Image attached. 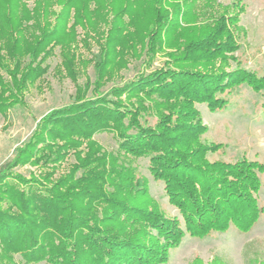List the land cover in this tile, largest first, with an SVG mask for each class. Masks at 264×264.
<instances>
[{
    "label": "trees",
    "instance_id": "obj_1",
    "mask_svg": "<svg viewBox=\"0 0 264 264\" xmlns=\"http://www.w3.org/2000/svg\"><path fill=\"white\" fill-rule=\"evenodd\" d=\"M21 1L0 0V52L4 49L13 61L9 67L0 53V70L10 76L5 83L0 75L3 117L9 108L24 105L18 96L27 81L33 83L42 74V60L37 59L48 41L58 42L70 10L74 13L69 28L88 21L91 3L102 11L110 7L124 23L107 47L113 44L121 56L137 49L150 57L167 48L171 66L114 89V99L77 98L40 119L0 172V264H17L15 254L25 264H167L170 251L185 236L201 239L231 226L250 231L263 211L256 196L264 165L244 157L210 161L208 154L222 144L201 141L207 127L195 108L204 104L212 113L222 111L229 105L226 94L245 85L259 95L264 114V76L224 68L235 60L231 54L239 47L233 30L244 9L241 0H234V14L228 15L218 12L212 0H180L173 5L172 17L163 9L171 0H149L147 14L140 17L134 16V0H35L32 11ZM58 4L62 9L57 21H64L45 32L52 7ZM19 6L23 12L17 16ZM41 22L38 36L34 33ZM131 25L141 33L136 47L121 43L132 32L127 31ZM22 56L31 61L17 76ZM122 95L125 100H120ZM149 115L156 116L150 125L145 120ZM105 131L118 139L115 153L105 152L92 139ZM71 151L74 163L68 173L52 187L47 185ZM139 157L148 158L152 179L163 183L178 216H167L149 196L146 180L136 178L132 163ZM26 164L43 168V173L25 178L11 172ZM257 258L250 261L258 264ZM212 264L230 263L216 255Z\"/></svg>",
    "mask_w": 264,
    "mask_h": 264
},
{
    "label": "rangeland",
    "instance_id": "obj_2",
    "mask_svg": "<svg viewBox=\"0 0 264 264\" xmlns=\"http://www.w3.org/2000/svg\"><path fill=\"white\" fill-rule=\"evenodd\" d=\"M148 1L132 2L136 9L134 16L147 14L145 11H148L146 5ZM212 1L217 4L218 12L224 10L227 15L234 14L231 9L234 0ZM21 2L29 11L35 8V0ZM120 3H116L118 8ZM169 3L164 4L163 9L168 12L169 17H172L173 5L181 3L180 0H171ZM241 3L244 9L238 15V29L233 30L239 47L231 54L235 60H229L224 68L225 71L241 68L255 72L258 76H264V0H241ZM90 5L92 13L87 15L88 21L81 20V23L71 27L73 29L69 27L73 22L74 11L70 10L65 31L58 37V42L55 44L52 40L48 41L45 50L37 59L42 60L38 67L42 69V74L33 83L27 81L24 91L18 96L23 100L24 105L9 108L4 117L0 115V172L13 158L15 149L27 143L40 119L49 112L66 108L77 98H79L77 100H93L96 97L107 96L114 99L112 94L114 89L137 79L140 75H147L165 65L171 66L165 55L167 48L150 57L145 52L138 53L137 49H132V53L121 56L117 51L119 49L113 44L107 47V42L113 43L119 37L117 27L123 26L124 23L118 21V17L110 7L102 11L93 3ZM61 9V4L52 7L53 12L48 17L45 32L61 26L64 20L57 21ZM22 12V6L15 10L17 16ZM124 20V22L128 21V17ZM31 23L33 20H30L27 26ZM42 25L41 22L36 27L35 35H40L38 28ZM128 28L127 31L132 32L126 33L121 43L127 46L133 42L136 47L141 43V33L133 26ZM69 32L74 35H68ZM120 33L125 35L123 32ZM2 43L0 39V44ZM106 48L108 51H105ZM47 49H51L49 54ZM0 53L4 56V63L11 67L13 61L6 56L5 50L1 49ZM21 59L23 62L17 76L26 72L24 65L26 62L30 64L31 61L25 56ZM102 63L104 64L102 74H99ZM218 64L219 60L216 61L215 66ZM32 67L37 66L34 64ZM197 69L201 70V67ZM8 73L3 69L0 70L5 83L10 82ZM225 97L228 98L229 105L222 111L212 113L204 104H195L202 123L207 127V131L201 136V141L206 144H222V148L216 153L208 154L209 160L234 162L244 157L264 165V114L261 111L259 95L243 85L232 90ZM120 100H125V96L122 95ZM145 120L149 125L153 124L156 116L149 115ZM92 139L105 152L117 151L119 142L111 131L96 133ZM55 144L60 143L55 142ZM82 148H85L84 145L81 146ZM72 154L71 151L66 160L60 163L51 178L47 180V185L52 187L54 182L68 173L70 164L74 163ZM132 166L136 178L146 180L148 194L160 209L169 217L178 216L177 210L168 202L163 183L152 179L148 171V158L139 157L133 161ZM11 172L25 178L29 177L30 173L38 177L43 173V168L26 164L13 168ZM259 177L261 186L256 197L263 211L250 231L242 233L231 226L226 232H213L201 239L185 236L180 245L170 251L167 264H212L216 255L230 264H253L250 260L258 256L257 263L264 264V173L259 174ZM14 259L17 264H25L18 254L14 255Z\"/></svg>",
    "mask_w": 264,
    "mask_h": 264
}]
</instances>
